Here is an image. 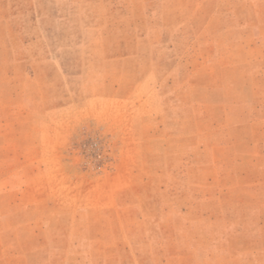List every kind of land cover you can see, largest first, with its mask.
<instances>
[{"label": "rangeland", "instance_id": "rangeland-1", "mask_svg": "<svg viewBox=\"0 0 264 264\" xmlns=\"http://www.w3.org/2000/svg\"><path fill=\"white\" fill-rule=\"evenodd\" d=\"M0 264H264V0H0Z\"/></svg>", "mask_w": 264, "mask_h": 264}]
</instances>
